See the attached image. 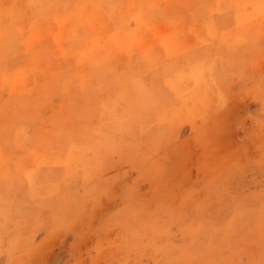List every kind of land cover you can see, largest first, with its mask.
I'll return each instance as SVG.
<instances>
[{"label": "rangeland", "instance_id": "obj_1", "mask_svg": "<svg viewBox=\"0 0 264 264\" xmlns=\"http://www.w3.org/2000/svg\"><path fill=\"white\" fill-rule=\"evenodd\" d=\"M197 1L163 0L155 12L202 18L204 28L209 24L217 35L197 54L211 47L217 53L233 52L225 57L231 67L220 75L235 76L242 91L256 81L246 92L245 103L216 108L215 112L230 114L219 121L217 134L205 126L199 128L201 122L212 121L199 115L201 105L195 94L183 122L163 119L159 111L173 97L163 88L131 92L128 60L117 64L111 59L94 66L91 89L86 91L67 87L72 75L66 67L45 73L47 81L29 85L36 63L34 57L20 53L42 43L22 48L29 29L28 11L0 0V227L19 224L18 203L23 199L16 193L26 182L21 171L31 176L43 162V151H67V159L75 162L84 151L102 160L103 176L123 177L121 194L102 200L101 220L91 222L84 207V218L69 222L79 216L80 195L72 198L71 206L64 207L61 200L57 203L63 231L45 264H105L114 259L119 264H264V68L257 72L248 66L249 56L264 51V27L263 34L257 35L258 12L253 8L256 4L264 10V4L260 0H221L214 5H209L212 0ZM114 5L108 7L113 15ZM236 11L244 29L220 35L212 13H217L221 27H227L237 22ZM11 15L21 22L12 24ZM140 29L145 33V26ZM182 31L179 19L156 23L146 41L176 45ZM83 36L76 31V40ZM103 39L115 42V35ZM182 57L170 59L172 66L178 67ZM166 59L165 67L170 65ZM207 69L208 64H203L195 73L187 70L175 79L201 96L205 90L216 89ZM75 141L83 145L69 147ZM29 162L34 163L23 167ZM116 203L121 206L113 212ZM109 226L114 231L108 237L96 238ZM12 233L13 229L7 230L8 235ZM12 251L0 247V264H41L21 263Z\"/></svg>", "mask_w": 264, "mask_h": 264}, {"label": "crops", "instance_id": "obj_2", "mask_svg": "<svg viewBox=\"0 0 264 264\" xmlns=\"http://www.w3.org/2000/svg\"><path fill=\"white\" fill-rule=\"evenodd\" d=\"M5 1H8L9 6L13 9L26 8L28 11L27 25H29V29L22 48L31 43H38V45L42 43L41 47L28 48L20 53L34 57L36 63L32 68L34 74L29 85L47 81L48 79L44 77L45 73L50 75L56 70L55 68L66 67L68 68L67 74L72 75V78L67 82V87L74 86L76 90L74 92L86 91L91 89L94 66L111 59H114L117 64L128 60L132 63L130 68L132 73L131 92L139 93L150 88H163L167 89L173 97V101L167 103L159 111V113H163V119L169 118L183 122L189 112L188 106L191 104V98L195 94L201 105L198 110L199 115L203 116L205 120L212 121L211 124L206 125L201 122L199 128L200 125L201 127L205 126L212 129V133L217 134L220 128L219 121L230 114L215 112L216 108L222 104L245 103L247 101L246 92L256 82H250L242 91L238 88L235 76L232 74L220 75V72L231 67L225 57L231 56L233 52L217 53L211 47L209 52L203 54L202 50L197 54V50L204 49L203 46L209 45L217 33L209 24L205 29L203 19H199L198 16L157 15L156 4L160 5L163 0H115V5L113 0ZM250 1L247 0V2ZM195 2L198 3L197 0ZM220 2L221 0H212L209 5ZM260 2L262 5L264 4V0H260ZM109 5L115 6V15L109 11ZM248 5L250 8L252 7V4ZM193 7L197 10L198 5L195 4ZM262 7L264 8V5ZM253 8L258 12L255 15L257 17L255 32L260 35L263 34L264 10L258 8L256 4L253 5ZM136 9H138V13ZM236 12L237 22L227 27H221L216 18L217 13H212L213 25L216 31L219 29L220 35L236 29H244L243 23L240 22L241 15L238 11ZM210 16L212 17V15ZM171 18L175 20L171 21ZM178 19L183 31L182 38L176 45L175 43L168 45L166 42H156L155 39L146 41L147 33L150 32L153 25L163 24V22L175 23ZM20 22L12 16V24ZM200 25H203L202 28ZM141 26H145V33L141 31ZM195 26H198V29L193 31L192 28ZM77 30L84 35L81 41L75 38ZM112 33L115 35V42H106L103 38ZM100 40H104V42L91 48L90 45ZM45 41H50V44H44ZM178 55L183 56L177 61L180 65L173 67L170 59ZM164 57L170 64L166 67L163 64ZM221 60L222 63L219 64L218 62ZM248 60L251 70L261 72L264 68V51L258 52L253 57L249 56ZM71 61L73 65H71ZM203 64H208L206 71L211 73L210 77L213 79L216 89L205 90L200 96L197 91L193 93L186 90L183 84L175 78L187 70L195 73V70L202 68ZM72 145L81 146L83 144L81 141H75L69 147ZM66 152L54 148L43 151L41 154L43 162L37 170L32 172L31 176L24 169L21 171L26 176V182L25 186L16 193L17 198L22 196L23 199V203L22 201L18 203L19 224L16 227L12 225L6 227L4 230L0 227V247L3 246L7 253H12L14 249L21 263L45 264L50 261L52 256L50 253L58 246L63 231L57 219L56 209L60 200L64 207L71 206L73 205L72 198L75 195H80L79 216L71 220L68 219L69 222L74 224L78 217L83 219L84 207H86L91 222H94L95 218L98 220L102 218L104 197L108 195L113 199L117 198L123 190L122 176L110 179L102 175V160L90 158L83 151L79 161H70L66 157ZM32 163L34 162L25 163L23 167H29ZM135 182L133 181V184H136ZM136 198L137 196L133 193L132 199ZM120 206L121 204L116 203L111 210L116 212ZM12 229L13 233L8 235L7 230ZM113 231V227H105L96 235V238L103 240ZM121 259L126 260L128 257ZM119 262V259H114L105 264H119Z\"/></svg>", "mask_w": 264, "mask_h": 264}]
</instances>
